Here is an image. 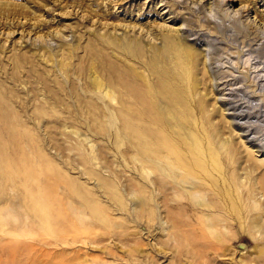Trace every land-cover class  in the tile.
<instances>
[{"label":"rangeland","instance_id":"obj_1","mask_svg":"<svg viewBox=\"0 0 264 264\" xmlns=\"http://www.w3.org/2000/svg\"><path fill=\"white\" fill-rule=\"evenodd\" d=\"M127 38H137L156 54L159 51L150 46L163 50L168 42L178 41L193 48L190 71L179 70L185 73L179 83L186 90L187 104L183 111L178 108V125L188 145L183 155L189 154L192 163H183L190 170L181 177L199 182L195 171L203 162L205 174L209 178L214 174V182L221 181L216 183L215 198L242 199L247 207L252 194L264 211V193L255 183L264 177V0H0V86L13 92L10 103L27 101V114L37 107L41 112L34 119L22 117L28 129L34 124L38 131L34 157L27 153L29 141H23L17 155L24 162L19 186L24 197L13 198L14 186L9 185L11 198H6L0 209L10 218V232L28 231L9 237L12 250L31 257L36 264L243 262V257L253 255L248 252L255 246L247 231L226 255L214 252L210 258L206 257L210 253H205L207 248L197 250L202 256H196L195 247L190 242L180 244L183 237L179 235L170 243L171 248L161 243L167 236L164 228L169 220L160 203L155 223L150 225L147 216L153 209L149 208H144L136 220L139 206L133 205L132 193L147 192L151 181L161 176L148 175L139 162L132 161L129 137L117 135L119 121L112 107L118 102L107 105L105 90L109 85L119 94L118 84L103 58L115 59L119 53L126 65L137 69L138 83L148 79L155 86L159 82L149 75L152 66L137 59L132 62L117 48ZM44 42H53V49L48 51L51 58L33 50L35 44ZM17 57H25V61L26 57L33 58L32 63L22 66L24 62ZM93 70L103 82L101 88L91 82ZM3 71L18 77L7 78ZM47 111L54 115L44 114ZM121 139L123 153L117 145ZM221 141L226 142L224 147ZM91 146L96 161L83 158ZM162 159L168 161L164 155L154 162L160 166ZM249 185L256 188L250 195ZM175 194L170 190L165 199L172 202L177 199ZM108 220L112 225L115 220L128 224L118 229L120 239H104L101 223ZM103 245L109 255L102 254Z\"/></svg>","mask_w":264,"mask_h":264},{"label":"bare ground","instance_id":"obj_2","mask_svg":"<svg viewBox=\"0 0 264 264\" xmlns=\"http://www.w3.org/2000/svg\"><path fill=\"white\" fill-rule=\"evenodd\" d=\"M168 35L169 39L170 37L172 38L170 34ZM173 41L174 40H171V42ZM52 43L53 42H44L39 45L35 44L33 50L38 51V53H41V55L43 56L48 55L49 58H51L52 55L51 53H48V51H51L53 49ZM110 43L115 44L114 41H110ZM146 45V43L144 44L143 42H140L137 38H127L116 46L117 48H120L121 52H123L126 57L132 58V62L136 61L134 59H137L138 62L143 63L142 65L146 64L153 67V69H150L149 75H152L156 77V79H158L159 83L155 84V86H158L157 88L152 85L148 79L138 83V79H136L135 77L137 69L133 66L126 65L124 63V60H122L121 58L122 56L118 55L119 53L115 55L117 59H105V57L103 58L104 65L115 73L114 78L116 79V82L118 84L119 94H115L114 89H111L109 85L106 86L105 90V95L109 100L107 105L111 104L110 102H115L116 100L118 102V105H115L114 108L112 107V110H114V112L117 114V118L119 121V131L117 135L121 138L126 136L129 137V147L133 153L132 161L134 160L139 162V167L148 175H151V173H158L157 175L161 176L160 179H153V181H151L153 185H148V193H139L140 191L138 192L139 194L134 192L132 193L131 197L133 199V205L138 204L139 206V210L138 212H136V220H139L138 218L142 215L140 214V212H142L144 208H149L153 209V211L150 212L147 216L148 219H150L152 222L150 223V225L155 223L158 214V204L160 203L164 208L163 213L165 217L167 216L169 220V225L164 228V230H166L167 232V236L163 241H161V243L163 242L165 247L171 248L173 244L172 242L176 239V235H179L180 237H183V240L180 241V244L186 246V244H189L190 242L195 247L193 249L196 250V256L200 254V252H198L197 250L201 251V249L204 250V248H207V250L209 251H205V253H210L209 255L207 254L208 256L206 257L210 258L214 257V252H216V255H218L219 253L226 255V252L230 250V246L234 242L238 243L241 239H244L242 236L243 231H247L250 236L255 239V246L253 250L248 252V254L253 255L243 257V262L239 261L238 264H264V211H260V209H262L261 201L251 194V192L254 191L252 189H254L255 187H252L250 185L247 187L248 195L251 194L250 199H252V201L250 204L248 203L249 205L246 207L242 199H217L214 197L217 190L216 188L218 187L216 183L220 184L221 181L219 182L217 180L216 182H214V179L212 178L213 176H215L214 174H212L211 178H209V176L205 174V170L207 167H205L206 164L203 162L199 167H197V171H195V176L199 177L200 179L199 182L192 183L181 177V175L183 176V174L186 173L185 171L190 170V168L185 169L183 163L188 162L190 166H192V163L191 156H187L189 154L183 155L186 143L184 141L185 138L182 128H180V126L178 125V123H180L178 119L179 116H177V113L179 111L178 108H180L181 110V108H184L185 104H187L185 100L186 90H184L181 83H179V77L182 76L184 78L183 75L185 73L184 71L179 72V70L186 68V70L188 69L187 71H190L193 59L192 53H194L192 50L193 48H191L187 44H181L178 41L173 42V44L168 42V45L166 44V47L163 50H161V48L159 47L157 48V45L150 46L151 48L159 51V53L156 54L154 52L151 53L152 51L150 52ZM171 54L173 56H171ZM17 59H20L24 62V64H22L23 66L25 64H31L33 58L30 59L29 57H26V61L25 57H17L16 60ZM168 60L169 62H167ZM59 62L60 64L63 63L62 61ZM170 64H172L173 66H170ZM62 65L64 67V63ZM139 66L141 67V64ZM94 72V70L91 72V82L93 81V84L96 85L97 88H101L103 82L97 76H95ZM4 75L7 78L9 77L6 72H4ZM16 76L17 75L15 73H11L9 78L15 80ZM12 93L13 92L8 90L7 88H2L0 86V143H2L0 146V150L2 151L0 153V209L4 206L6 198H11L8 191L9 185L14 186L13 190L15 194L13 195V198L18 199L24 197L23 191L19 187L22 185L21 175L25 170L23 168L24 162L21 161V158L17 157V155H19L20 153L23 141H29V151L27 153L31 154L34 157L37 152L36 143L38 131L37 127L34 124L30 127V129H28L25 124L26 122L22 117L26 115L29 118L34 119V117H37L38 114H41V112L39 111V107H37L32 113L27 114L25 112V110L27 109V103L25 102L27 101L20 103L12 101L10 103V100H12L13 98ZM180 97L184 100H182ZM89 103L91 104V102ZM92 105L97 107L93 103ZM44 114L53 116L54 112L47 111ZM189 115L190 114H188V116ZM10 116L12 117V121L8 122L7 120L10 119ZM122 143H124V141H122L121 139L120 143L118 142L117 145L119 152L123 153V150L125 148L120 145ZM221 145L224 147L226 145V142L221 141ZM90 149L91 151L87 155H84L83 158L87 161H90V159H94L96 161L97 156L93 152V146H91ZM178 152H182V154L180 155L178 154ZM164 155L168 161L162 159V164L158 166L157 162H154L156 161L155 159H157L158 161L159 158H162ZM213 158L214 160H216L215 157ZM217 161H219V159ZM32 162L34 163V161ZM215 166L219 165L215 164ZM230 182L231 181L229 179L226 180V184H229ZM255 183L258 187L257 190H261V192L264 193V177L259 179L257 178ZM186 184H190V187ZM241 184L243 185L244 183L241 182ZM105 186L102 185V187L104 188ZM155 190L159 191L158 195L154 193L156 192ZM170 190H174V192H176L175 196L177 197V199H172V202L165 199L170 193ZM145 198L148 200H146ZM142 199H144V201ZM112 220L103 222V224L101 223V229L105 233V238L103 237L104 239L112 236V238L115 239L114 241H116V239H120V233H122L118 229L120 227H128V224H125V222H123L122 220H115L114 225H112ZM9 221L10 218L6 214H3V212H0V264H36L31 257H25L20 251L12 250L10 245L13 241L9 237L14 233L10 232L9 228H7ZM27 232V230L23 233L18 231L14 235L25 234ZM130 237L131 236H129V238ZM136 238H138L137 235L136 237H134V239L136 240ZM134 239L132 238L131 240ZM128 241L129 240L127 239L126 242L128 243ZM126 242L124 243L126 244ZM104 245L101 248V252L102 254L104 253L109 255L110 253ZM139 245L140 247H142L141 243ZM139 245H136V247L139 248ZM187 249H184L185 251L183 250L185 254H187ZM192 250L191 252H188V254L192 253ZM172 254L173 256L175 255L173 251ZM204 254L203 256L205 258ZM178 255L181 256L180 253ZM230 255L232 254H229V256ZM199 256L201 257L202 254H200ZM191 260L193 259H189V262ZM196 260L197 259H195V261ZM211 261L213 262L212 259ZM101 263L104 264L103 262ZM206 263L208 264V262ZM206 263L204 261V264ZM232 263H234V260H232ZM79 264L85 263L83 261H80Z\"/></svg>","mask_w":264,"mask_h":264}]
</instances>
